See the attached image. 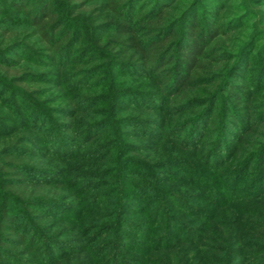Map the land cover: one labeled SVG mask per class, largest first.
<instances>
[{"label":"trees","instance_id":"obj_1","mask_svg":"<svg viewBox=\"0 0 264 264\" xmlns=\"http://www.w3.org/2000/svg\"><path fill=\"white\" fill-rule=\"evenodd\" d=\"M203 1L0 0V16L12 14L15 21L11 26L0 21V105L9 112L0 116V121L8 120L21 128L34 127L44 141L53 142L42 148L27 141L35 153L50 150L58 157H73L72 148L68 151L65 146L72 140L70 133L78 122L74 118L79 104L97 98L89 94L79 99V95L70 96V88L63 82V70L70 68L73 77L87 80L94 88L98 85L91 81L102 73L100 65H110L114 74H107L114 75L117 82L121 75L145 79L137 88L121 89L115 87V82L108 83L110 93L103 94L104 104L140 112L112 123L124 121L152 143L173 141L170 146L180 152L159 162V167L170 176L176 170L186 174L184 183L202 190L198 200L208 203L210 209L231 207L236 213L226 216L228 220L221 214L216 228V222L211 223L214 215H208L210 209L196 207L178 192L165 193L157 188L162 185L158 167L124 161L118 156L108 175L117 190L116 205L107 216L141 213L145 219L125 224L135 236L123 233L115 224H90L83 216L102 207L105 197L114 190L109 188L104 194L98 190L82 199L76 182H69L66 168L48 169L22 161L28 153L23 140L29 139H7L16 131L0 133V264H36L24 256L40 248L35 226L53 217L72 220L73 229L77 230L73 238L82 244L81 248L63 246L56 257L70 252L64 248H72L93 258L90 264H130L125 252L132 251L141 254L139 259L134 257L139 264H166L163 254L178 253L182 247L179 257L173 258L179 264H251L246 263L247 257L256 259L254 264H264V206L240 204L264 200V118L251 119V108L243 105L250 103L244 82L252 68L250 56L264 34L254 33L236 52L229 51L223 45L227 35L224 28L234 30L233 25L241 17L222 21L220 13L228 0H210L217 11L205 8ZM81 43L83 46L79 47ZM28 60L34 61L36 67L55 69L47 71L51 75L39 76L22 64ZM99 60L104 63L94 67L96 73L91 72L87 67ZM53 79V89L66 92L58 108L46 107L39 101V96L48 91H38L37 84L51 83ZM7 93L10 97H4ZM260 107L264 109V103ZM48 114H61L64 121L46 128L42 122ZM111 120L85 124L74 134L85 135L83 142L87 144ZM255 126H261L263 131H256ZM92 129L96 131L91 133ZM248 133H259L262 138L247 137ZM208 136L211 140L204 142ZM240 144L246 147L241 149ZM203 146L204 151L198 153ZM94 148V144L90 145L86 151ZM238 152L242 155L225 169ZM192 159H198L200 167ZM126 165L132 168L126 170ZM84 174L74 171L75 180ZM104 186L106 183L101 182L93 189ZM167 200H171L175 211L168 208ZM11 205L21 206L23 211H9ZM83 227L94 233L86 235ZM111 231V239L97 241ZM152 252L157 255L151 257ZM143 254L146 256L142 261ZM238 256L243 259L237 260ZM175 263L171 260V264Z\"/></svg>","mask_w":264,"mask_h":264},{"label":"rangeland","instance_id":"obj_2","mask_svg":"<svg viewBox=\"0 0 264 264\" xmlns=\"http://www.w3.org/2000/svg\"><path fill=\"white\" fill-rule=\"evenodd\" d=\"M227 2V1H226ZM203 6L205 8H209L210 10L217 11V8L211 4L210 0H204ZM60 9L64 10V7L60 5ZM7 13L11 14V10H7ZM221 20L225 21L227 19L232 18H239L241 17V21L237 22L236 25H233V27L236 26V28L233 30H227V27H225V31L227 33L226 36H224L223 45L225 48H227L231 52H236V50L242 45V43H245L248 41V38H250L254 33H258L259 35L264 34V0H228L226 4V8L221 11ZM12 16V17H11ZM10 17L6 14L5 16H0V21H4L10 24L15 23L14 17L11 14ZM1 44V42H0ZM83 43L79 44V47H82ZM252 68L248 75H246V80L244 81L247 85V100L250 101L244 103L243 105L249 106L251 108V119H260L264 118V109L260 107L264 103V38L258 41L257 45L254 48V51L251 53L250 56ZM100 63H104L103 60L95 61L91 63L87 68L90 69V71L96 73V68ZM23 65L31 67L35 71L38 72V75H51L50 73L46 74L47 71H54L55 68L50 69L47 66H39L36 67L34 61H24L22 62ZM111 66H101L100 69L102 73L96 74L91 82L98 85L97 87H92L89 85L87 80H81L77 79L76 77H73L75 74L72 73V70L70 68H65L63 70V82L66 87L70 88L68 90V94L73 97H82V95H92L97 96L96 99H93L92 101H82L79 104L78 111L75 115V120L78 121L76 124H74L73 132L70 133L71 141L67 143L65 146L68 151L69 147L72 148V154L73 157L68 156L71 155L70 152L67 155L68 157H58L56 154H52V152L49 150V152L41 151L38 152V150L35 153V148L31 144H28L27 141H33L37 144V146H41L42 148L47 147V145H52L53 142L48 140L44 141V138H42L36 131L34 127L29 126L28 128H21L20 125L16 123H9L8 120H2L0 121V133H3L5 135H8L9 133L16 131L15 134L12 136H7V139H10L11 137L15 136H21L22 138H27L29 140H23L26 144H23V147L26 151H28L25 158L21 159L22 161L29 162V163H35L39 166H43L48 169H59V168H66L67 171H69L68 174V180L69 182H76L77 189L80 191V198L84 199L86 197H90L94 193L98 192V190L101 191V194H104L107 192L109 188L113 189L114 192L110 195H107L105 197L106 202H103L104 205L100 207L99 209L93 211L96 212L92 214H85L83 216V219H86L89 221L90 224L97 223H111L115 224L117 228H120L119 230L123 231V233L135 236L136 233L127 228L126 225H130L129 222H142V219H145L143 214H132V213H126L122 214V212L117 213L115 216H107L116 205V198L115 195L117 190H115V186L111 184L112 179L111 177H108L112 173V169L115 167V162L117 161L118 156L120 158L124 157V161H136L139 163H149L154 165L155 167H158L160 170L157 171V175H159V183H162L161 186H157L158 189L165 191L167 193L168 191H175L180 194H183L187 196V199L189 201H192L196 207L206 208L210 209L208 203H206L203 200H198V195H200V190L197 187L188 185L184 183V178L186 179V174H183L182 171H173L172 176H170L171 173L167 172L166 170H163V168L159 167V162H163L165 158L169 157H175L180 152V150H176L175 148L171 147L170 145H173V141L168 142L169 140H164L163 142H156L152 143L147 138L140 136L138 131L139 129L135 127L126 126L128 124H124L126 122L121 121L116 123L114 122L118 118L126 117L132 115L133 112L140 113L139 110H135L133 108H125L126 110L122 111L121 108H115L113 105H109V103H103V101L106 99L104 95H107L110 93V88L107 87L108 83L112 81L115 82V87L117 88H137L139 87V84H142L145 79L144 78H138L135 76H129V75H121L119 77V80L117 82V79H115L114 75H108L114 74ZM262 70L259 74L258 71ZM100 71V72H101ZM258 75H262L258 79ZM38 76V77H39ZM57 78V77H56ZM117 82V83H116ZM240 80H238V83ZM55 79L52 80L51 83L48 82H42L37 84L38 91L44 90L48 91L45 92L46 94L44 96H39V101H43L44 105L46 107H56L58 108L59 105L63 103L65 98H63V90L54 88L53 86L55 84ZM101 83L102 86L99 84ZM141 86V85H140ZM102 87V88H101ZM143 88V87H141ZM52 89V90H51ZM104 94V95H103ZM81 95V96H80ZM4 97H10L9 93L5 94ZM60 97V98H58ZM69 97V96H68ZM58 99L57 102H51V100ZM118 103V100H116ZM49 103V104H47ZM7 105V103H4ZM116 105V103H115ZM8 110L5 109L3 106L0 105V116L4 114H8ZM64 115V114H63ZM46 120H43L42 125H46V128H51L52 123H62L64 121V118L61 114H57V116H53L48 114L46 117ZM112 119L111 122H108V125L106 129L104 128V131L101 130L100 134L95 135L94 138L87 144H85L84 138L85 135L80 134H74V132L84 129L85 124L98 122V121H105ZM106 123V122H105ZM254 129L256 131H263L261 126H255ZM96 130L92 129V132H95ZM99 133V132H98ZM59 134V133H58ZM252 136L255 139H261L262 137L257 134L248 133L247 137ZM211 140V137L208 136L204 142H209ZM181 142H184L182 140ZM49 143V144H48ZM95 145V148L92 149V151H86L87 147L90 145ZM59 148L64 149L60 144ZM179 147H183L182 143ZM246 147L245 144H240L239 148ZM91 148V147H90ZM205 146L201 148V150L198 153H201V151H204ZM247 149V148H246ZM189 150H186V153ZM242 155V152H238L235 154V156L230 160V162L227 164V166H224L225 169H229L233 163L238 158V155ZM194 163H197L200 167L199 160L192 159L191 160ZM203 162V159H202ZM132 168L131 165H126V170H129ZM189 169V167H186ZM141 168L138 169L140 171ZM73 171V172H72ZM74 171H79L82 173H85L84 177L80 179H76V176L74 175ZM145 173V172H144ZM72 175V176H71ZM81 175V174H80ZM109 179V182H108ZM105 182L106 186L101 187L100 189L94 190L93 187H96L99 183ZM131 187L129 186L128 189ZM112 190V191H113ZM168 197V196H167ZM194 199V200H192ZM89 198L87 199V201ZM171 200H167L169 203L167 206L170 208V210L175 211V206L170 204ZM255 203H260V205L264 206V200H256V201H241L240 204L243 205H252ZM231 204L230 206H232ZM128 206V205H127ZM145 206V205H143ZM141 206V207H143ZM264 208V207H263ZM243 209V208H242ZM241 209V210H242ZM9 211H23V207L21 206H14L11 205L9 207ZM214 211L215 213L211 212ZM98 212V213H97ZM180 215H182V212L177 211ZM211 212V213H210ZM246 212V211H245ZM216 213H219L216 215ZM248 213V212H246ZM224 216V218L227 219L230 215L234 216L235 211L231 209V207H223L216 209H210L209 214L210 216L214 215V220H212L211 223H215L219 218L220 215ZM99 215V216H97ZM227 216V217H226ZM244 216V215H243ZM241 217V216H240ZM246 217L249 220H253L252 216ZM121 219H124L123 221ZM122 222H119V221ZM121 223V224H120ZM207 223V222H206ZM203 224V225H206ZM209 223V224H211ZM74 222L70 219L65 220L63 218L59 219L56 217L53 218H47L40 222L36 227L37 233H35L36 236V242H38L37 246L40 247L36 252L29 253L24 256V258H31L36 261V264H90L89 261H92L93 258L86 256L85 254L77 253L74 249H67L64 248L66 251H70L68 254L59 255L56 257L57 253H60L62 251L63 246H69L81 248L82 244L77 242L73 237H76L77 230H74ZM208 224V225H209ZM214 225H216V228L219 227V222H216ZM87 232L86 235L90 233H94V230L90 229L89 227H83ZM245 233H248V231H244ZM85 233V232H84ZM85 235V236H86ZM113 235V231L109 232L106 236L98 239L97 241H103L105 239H111ZM253 241H255L253 239ZM142 242V241H140ZM58 243V244H57ZM264 245V242H262ZM53 244H56L52 246ZM59 245V246H58ZM145 246H148L145 244ZM57 249H56V248ZM70 247V246H69ZM182 249V247H180ZM263 248V247H262ZM181 249L178 250V253L180 254ZM59 250V251H58ZM65 251V253H67ZM155 251V250H154ZM252 248L248 249L247 252H251ZM163 252H161L162 254ZM177 252L174 251H168L167 253L163 254L166 256L165 262L166 264H171V260L176 262L175 264H179V261H175L176 256L179 257ZM39 255V256H38ZM43 255V257L41 256ZM125 255H127L126 258H128V262L130 264H139L136 262L139 257H141V254L137 252H125ZM154 255H157V252H152L151 257ZM176 255V256H175ZM48 257L49 260H46L45 258ZM146 254L142 255V261L143 258L145 260ZM161 256V255H160ZM60 260L55 261V259L59 258ZM134 257H138L136 260ZM162 257V256H161ZM132 258V259H131ZM163 258V257H162ZM164 259V258H163ZM171 259V260H170ZM238 259H243L242 257H237ZM256 262V259L253 258H246V263L254 264ZM142 264H147L142 262Z\"/></svg>","mask_w":264,"mask_h":264}]
</instances>
